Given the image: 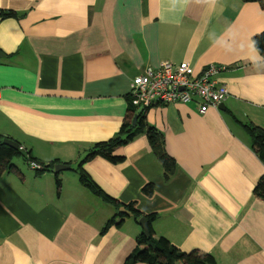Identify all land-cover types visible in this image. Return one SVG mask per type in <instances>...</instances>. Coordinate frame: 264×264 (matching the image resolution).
<instances>
[{"label":"crops","instance_id":"0c3cea01","mask_svg":"<svg viewBox=\"0 0 264 264\" xmlns=\"http://www.w3.org/2000/svg\"><path fill=\"white\" fill-rule=\"evenodd\" d=\"M2 10L16 15L0 18V137L70 168L57 171L59 184L53 168L26 159L0 176V264L124 263L142 227L128 216L101 232L116 209L82 185L78 162L118 132L132 78L166 59L194 73L225 65L223 108L146 109L175 160L168 178L143 133L116 150L121 162L96 156L82 169L112 198L156 212L153 230L179 249L264 264V199L253 194L264 163L242 126L264 128V56L252 42L264 31L259 2L0 0Z\"/></svg>","mask_w":264,"mask_h":264},{"label":"trees","instance_id":"16d2710c","mask_svg":"<svg viewBox=\"0 0 264 264\" xmlns=\"http://www.w3.org/2000/svg\"><path fill=\"white\" fill-rule=\"evenodd\" d=\"M253 1V0H252ZM260 3L264 8V0H254ZM13 10L0 11V18L15 16ZM252 42L257 51L264 56V31L252 37ZM129 96V95H128ZM127 113L118 130V132L111 138L94 143L89 151L78 162L79 179L83 186L90 190L94 195L98 196L104 202L111 204L116 213L108 219L101 229L104 232L112 225H120L125 217L132 216L138 219L144 216L148 222V233L140 232L135 240L136 244L132 251L125 258L123 264H135L137 262L147 264H217L214 257L199 249H191L183 251L176 245L171 243L166 237L157 235L152 228V222L156 219V212L143 213L134 202L122 203L108 194H106L82 169L84 162L96 157L101 156L112 163L121 162L124 158L122 154H118L116 150L132 140L138 134H145L149 146L160 162L165 178H168L175 168L174 158L166 151L164 137L162 133L155 127L146 122L144 113L145 111H136L130 101L128 100ZM134 115H137L135 124H132ZM248 135L251 137V145L255 153L258 155L262 163H264V128L253 123L242 124ZM3 137H0V176L15 166L12 163V158L17 155H24L27 161H35V159L22 152V149H14L13 147L2 143ZM42 171L52 169L55 161L48 164H41ZM56 174V183L59 184V178ZM142 192L147 196L151 195L153 190L152 183H146L142 187ZM254 196L264 199V175L256 182L253 188Z\"/></svg>","mask_w":264,"mask_h":264},{"label":"built area","instance_id":"2783aa9c","mask_svg":"<svg viewBox=\"0 0 264 264\" xmlns=\"http://www.w3.org/2000/svg\"><path fill=\"white\" fill-rule=\"evenodd\" d=\"M226 66L208 63L194 73L186 62L161 61L158 67L146 66L131 80L130 101L136 111H146L156 104L196 102L198 112L219 106L228 96V88L218 74ZM21 148V147H20ZM31 169H40L36 161H28Z\"/></svg>","mask_w":264,"mask_h":264},{"label":"water","instance_id":"95a60500","mask_svg":"<svg viewBox=\"0 0 264 264\" xmlns=\"http://www.w3.org/2000/svg\"><path fill=\"white\" fill-rule=\"evenodd\" d=\"M2 56H4V55L0 51V57H2ZM219 108L220 109L223 108V103L220 104ZM136 118H137V115H134L133 121H132L133 125L135 124ZM2 143L11 146L14 149H18L19 146H20L18 141L14 140V139H11V138H8V137L3 138L2 139ZM69 168H70V165L64 164V163H56L53 166V169H54L55 172L60 171V170H64V169H69ZM138 222H139V224L142 227V232L145 233V234L148 233V222H147V219L144 216H141V217L138 218Z\"/></svg>","mask_w":264,"mask_h":264},{"label":"rangeland","instance_id":"374dc122","mask_svg":"<svg viewBox=\"0 0 264 264\" xmlns=\"http://www.w3.org/2000/svg\"><path fill=\"white\" fill-rule=\"evenodd\" d=\"M13 161L15 162V161H18V162H20L21 164H23V163H25V157H24V155H17V156H14L13 158H12V163H13Z\"/></svg>","mask_w":264,"mask_h":264}]
</instances>
